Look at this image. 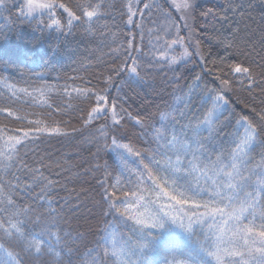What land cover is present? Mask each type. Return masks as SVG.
Returning <instances> with one entry per match:
<instances>
[{"label": "trees", "instance_id": "trees-1", "mask_svg": "<svg viewBox=\"0 0 264 264\" xmlns=\"http://www.w3.org/2000/svg\"><path fill=\"white\" fill-rule=\"evenodd\" d=\"M56 3L65 4L77 15L81 14V5L92 4L94 8L100 4L103 14L88 24L74 20L72 30L64 27L62 35L58 28L41 30L39 11L35 18H26L21 11H27L25 0L0 2V222L14 224L33 208L37 218L54 212V219L49 220L58 223L55 231L70 237L68 243L79 249L74 264H169L170 259L215 264L202 246L214 231L208 225H198L191 233L177 225L142 230L129 211L115 218L108 215L105 188L108 192L118 189L119 199L125 202L121 207L127 208L155 201L157 192L134 177L126 180L127 169L122 170L123 175L114 172L121 170L120 158L105 133L134 149L154 148L161 116H166L170 124L183 114L194 127L202 122L207 95L204 85L223 86L233 102L231 111L219 114L207 138L212 139L223 129L212 142L221 150L222 159L230 160L229 154L243 139L239 118L245 116L255 126L259 123L257 113L264 109V0H199L194 3L189 21L181 17L173 0ZM129 5L133 12L143 14L134 17L132 25L127 23ZM42 19L49 25L55 19L66 26L69 16L57 6L51 14L44 10ZM177 34L183 42L172 44ZM185 47L193 55L181 60ZM131 59L136 60L138 77L127 71L123 79L112 77L121 81L115 85L119 92L111 95L121 97L129 114L127 121H122L117 130L111 119L89 120L95 100L89 99L86 90L101 89L116 67L127 64L130 69ZM235 66L248 68L253 80L247 78L249 74L236 73ZM196 75L202 78L199 87ZM224 80L227 85L221 84ZM40 89L53 92L34 98L22 93ZM136 119L144 122L143 131ZM43 128L48 131H35ZM54 128L60 132H51ZM26 131L28 139L17 145L8 159L9 137L23 138ZM249 151V168L264 163V148ZM199 179L201 183V176ZM26 187L34 189L31 199L16 190ZM129 189L131 192L125 196ZM37 196L39 200L33 203ZM9 199L15 208L7 203ZM33 228L42 230L35 222L23 230ZM143 242L149 248L141 254L138 250ZM62 247L63 239L59 244L53 242L44 256L35 259L33 253L24 264H56L64 258L63 254L56 256Z\"/></svg>", "mask_w": 264, "mask_h": 264}, {"label": "snow or ice", "instance_id": "snow-or-ice-1", "mask_svg": "<svg viewBox=\"0 0 264 264\" xmlns=\"http://www.w3.org/2000/svg\"><path fill=\"white\" fill-rule=\"evenodd\" d=\"M2 2V0H0ZM175 6V0H173ZM63 8L68 13L69 19L66 26H62L59 20H53L52 24L45 23L42 19L44 10L51 14L54 7ZM148 8L147 3L144 4ZM193 5L190 0H184L181 10L185 15L189 13ZM81 14L77 15L71 8L65 4L57 5L56 0H27L26 13L22 8V13L26 18H35V13H41V23L44 30L46 28L61 29L64 34V27L70 32L73 27V21H80L88 24L93 18H99L103 13L101 5L92 4L81 5ZM92 10H89V9ZM211 11V10H209ZM143 16L142 13L133 12L129 5L128 21L133 24V18ZM86 18V19H85ZM184 18V17H182ZM187 26V25H185ZM39 27V25H38ZM182 38L177 34V39L172 40V44L182 43ZM230 46V45H229ZM127 51V49H126ZM193 53L185 47L183 55L179 59L192 56ZM131 68L125 64L123 67H116L113 74L105 81L103 87L93 91L87 89L90 100H95V106L91 108L88 116L89 120L111 119L112 127L119 130L122 127V121H127L129 114L123 107L121 97L117 94L112 96V92H119L115 87L121 83L120 80H113L114 76H120L123 79V73L127 71L130 76H139L136 66V60L131 59ZM178 63V60H174ZM236 73L249 74L248 68L235 66ZM247 78L251 81L253 77L249 74ZM196 87L202 83L199 75L195 76ZM222 85H227L228 81H221ZM206 97L203 101V112L201 121L195 126H190L184 115L179 118H173L170 124L166 123L167 117L161 116L158 127L155 129V147L145 148L144 151L134 149L129 143H123L115 135L108 136L105 133V139L112 145V150L120 158L121 170L127 169L130 179L134 177L138 182L150 185L153 191L157 192V198L164 200L158 208L150 214H142L136 222L141 229L152 230L162 229L166 222H172L186 232H193L198 225H208L214 228L204 244V251L215 260V264H264V163L255 164L249 168L252 161L251 152L256 147L264 148V109L257 113L259 123L254 126L247 117L241 116L239 123L243 129V139L236 144L234 150L229 154L231 159H222L221 150L217 149L212 140L219 138L223 129L216 133L212 139L207 138L208 129L216 124L220 119V113L231 111L230 105L233 103L227 95V89L221 87H203ZM200 99V97H197ZM192 101L189 100V103ZM11 115V112H9ZM191 116V112L188 113ZM135 123L144 128V122L136 119ZM201 129H204L202 132ZM259 129V130H257ZM37 132L48 131V129H35ZM53 133H59V128L51 129ZM29 132H24L23 138L9 137L8 143L9 155L16 150L23 140L28 139ZM105 148L108 143H105ZM149 152L151 154H149ZM261 160L264 161V153L261 154ZM135 169V172H133ZM213 171L214 178L209 177L210 184L204 186L200 183V176L205 175V171ZM19 183V181H18ZM103 181L101 184L103 185ZM171 189V191L169 190ZM22 196L31 199L32 188H17ZM118 189L108 192L105 188V198L109 201L108 215L115 216L127 215L128 208L124 201L117 195ZM129 191L124 195H129ZM134 194V193H133ZM142 199V197H138ZM39 196L33 200L35 203ZM119 201V203H117ZM7 203L15 208L14 201L9 199ZM149 205H154V201H148ZM190 204L188 209H183V205ZM177 205L181 207H177ZM43 207V205H41ZM20 212L27 210L20 209ZM35 209L17 220L16 223L9 221L0 222V264H24L27 257L35 253V259H40L45 255L48 249L53 247V242L59 244L62 239L64 247L56 252V256L63 254V259H58L56 264H74V257L78 259L79 249L75 248L74 243H68L70 237L61 236L55 231L59 228L58 223L50 222L49 217L54 219V212H50L48 217H39L34 214ZM131 219V217H129ZM36 223L41 231L35 228L25 232L29 224ZM5 223L9 226L5 227ZM62 232V229H60ZM30 237V239H29ZM27 244V247L25 245ZM19 251H16V249ZM149 248L147 242H143L138 252L143 253ZM67 249V250H65ZM21 253L24 255L22 256ZM107 255V253H105ZM133 254H136L135 252ZM111 255H116L112 252ZM131 264V262H129ZM175 264H186L185 261H176Z\"/></svg>", "mask_w": 264, "mask_h": 264}, {"label": "rangeland", "instance_id": "rangeland-1", "mask_svg": "<svg viewBox=\"0 0 264 264\" xmlns=\"http://www.w3.org/2000/svg\"><path fill=\"white\" fill-rule=\"evenodd\" d=\"M25 1L27 2V0H25ZM198 1L199 0H190V2L193 5V7H194V3L195 2H198ZM37 3H39L38 0H37ZM183 3H184V0H175V5L179 9V12H180L181 17H184L183 19L185 21H189L190 14H191L192 9L189 11V13L187 15H185V12L181 10ZM51 92H53V91L52 90H46V89H40V90L35 91L33 93H29V92H26V91H22V93L24 94V96H29L30 98H34V97H37L39 95L40 96H43L44 94H48V93H51ZM209 177H213L214 178V172L213 171H207L206 170L205 171V175H202L201 176V181H202L201 184H206V183L207 184H210L211 183V180L208 179ZM154 202H155L154 205H149L148 203H146L144 205L143 204L141 205L140 203H137L136 205H133V206L129 207L128 208V211L132 215L133 219L136 221L137 218H139L142 214H145L146 215V214L152 213L155 210V208H158L162 203H164V200L158 199L157 198V195H156V200ZM177 207H181V206L177 205ZM189 207H190V204L183 205V209H188ZM175 225L176 224L171 223L169 221V222H166L165 223V225H164V227L162 229H164L166 226L173 227ZM169 261H171L169 264H175V262H176V261H173V259H170Z\"/></svg>", "mask_w": 264, "mask_h": 264}]
</instances>
